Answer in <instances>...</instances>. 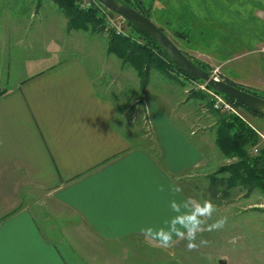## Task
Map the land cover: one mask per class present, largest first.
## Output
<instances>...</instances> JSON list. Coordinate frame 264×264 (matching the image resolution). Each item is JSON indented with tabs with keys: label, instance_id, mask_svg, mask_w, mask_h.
I'll return each mask as SVG.
<instances>
[{
	"label": "crops",
	"instance_id": "0c3cea01",
	"mask_svg": "<svg viewBox=\"0 0 264 264\" xmlns=\"http://www.w3.org/2000/svg\"><path fill=\"white\" fill-rule=\"evenodd\" d=\"M65 26L69 55L0 89V264H89L53 237L50 207L91 232L92 264H134L130 257L147 256L138 240L161 248L142 230H169L176 216L191 214L203 204L200 187L206 192L208 176L229 159L215 130L198 132L186 79L156 70L143 98L152 149L136 143L119 125L121 100L97 89L96 79L115 71L105 60L117 64L108 39L98 37L106 46L96 52L89 42L67 41L78 31L67 33V19ZM117 67L133 75L121 59ZM174 239V246L186 240Z\"/></svg>",
	"mask_w": 264,
	"mask_h": 264
},
{
	"label": "rangeland",
	"instance_id": "374dc122",
	"mask_svg": "<svg viewBox=\"0 0 264 264\" xmlns=\"http://www.w3.org/2000/svg\"><path fill=\"white\" fill-rule=\"evenodd\" d=\"M131 1L142 3L151 19L158 26H163L175 44L192 59L206 65L207 71L264 98V0ZM83 2L86 4H82ZM94 3L96 1L89 3L88 0H80L78 8L88 10L98 7L105 17L104 32L94 34L90 31L84 33V30H72L70 33L78 32L73 37H68L67 41H76L80 45L89 42L96 52H100L101 48L104 51L106 46L102 45L103 38L108 39L109 33L114 31L143 43V39L124 17L102 10ZM65 21L62 10L53 0H0V89L12 86L45 64L50 65L69 55L71 46L63 39ZM43 39L47 42H43ZM110 57L117 61V64L120 62L116 55ZM95 58L99 66L102 61L100 54ZM87 64L96 78V70L90 63ZM117 64L112 60H105V65L115 71L113 73L110 68V77L106 74L97 78V89L112 99L121 100L119 125L121 124V128L127 131L136 143L147 142L148 149H152L150 127L146 124V109L142 110L144 96L139 94L141 91L137 87L138 76L134 69H131L132 76L120 74ZM186 81L187 100L192 99V103L196 105L195 114L198 120L195 124L199 128L198 132L215 130L218 115L216 111L237 115L257 133L258 142L248 148L250 155H257L264 147V118L237 106L236 111L232 112L217 110L213 105L214 111L210 105V101L213 102V94L208 90H201L206 95L204 98L194 95L193 91H200L195 89L196 84L200 82L192 79ZM256 148L258 152H255ZM237 162L238 158L225 161L208 176L206 192L201 191L202 187L197 189L199 194L202 192L204 201H211L216 211L210 219L207 218L206 227L197 232L196 249L189 250L187 240L168 249H156L151 246L146 249L138 240L137 244L141 246L142 251L139 253L147 256L136 259L130 257L129 263L264 264V190L256 186H232L223 179V176L230 172L227 169L228 171L223 173L220 169L225 165V168H230ZM216 180L218 182H215ZM32 204L33 201L30 200L29 207H32ZM45 214L47 228L54 234L53 237L60 243L71 245L75 251L78 250L87 257L86 262L92 264V249L94 252H97V249L93 248L91 232L83 228L79 219L58 213V210L54 211L52 207L47 208ZM222 217H227L224 227L209 231V225ZM233 237L238 238L235 244L229 242ZM201 240L208 241V244L201 245ZM131 251L133 249L126 254H135Z\"/></svg>",
	"mask_w": 264,
	"mask_h": 264
},
{
	"label": "trees",
	"instance_id": "16d2710c",
	"mask_svg": "<svg viewBox=\"0 0 264 264\" xmlns=\"http://www.w3.org/2000/svg\"><path fill=\"white\" fill-rule=\"evenodd\" d=\"M53 1L60 7L67 19V33H70L72 30L90 31L94 34L104 32L105 17L100 13L101 11L98 7H92L88 10H80L78 8L80 0ZM119 1L151 18L144 10L142 3H135L131 0ZM127 22L140 35L143 39V43H138L132 37L122 36L114 31H111L108 35L107 51L108 53L114 54L121 59L122 64H130L134 68L139 78V88L141 91L140 95L142 97L144 96L150 83L153 70L173 76L179 80H196L187 75L151 36L131 22ZM160 28L165 31L163 27ZM183 52L192 59L186 51L183 50ZM192 60L204 70H208L206 65L194 59ZM224 80L242 88L234 82L227 79ZM196 81L203 83V81L200 80ZM210 89L223 95L228 101L234 103V105L238 108H244L254 115L264 118L233 98H230L213 88ZM242 89L258 95L254 91L245 88ZM193 92L194 95H198L201 98L206 96L204 91L201 90ZM210 105L213 109V102L210 101ZM142 110H145L144 105H142ZM216 114L218 115L217 122L215 123V141L220 152L227 159H239V162L232 164L230 168H225V165L220 169L223 173L227 172V169H229L230 172V174H224L225 176H223V179H226L232 186H256L264 190V147L260 149V152L257 155L252 156L248 152V148L258 142L259 138L257 133L248 123L244 122V120L239 118L237 115H226L218 111H216ZM214 179L215 177L213 180ZM215 182L218 181L216 180Z\"/></svg>",
	"mask_w": 264,
	"mask_h": 264
},
{
	"label": "water",
	"instance_id": "95a60500",
	"mask_svg": "<svg viewBox=\"0 0 264 264\" xmlns=\"http://www.w3.org/2000/svg\"><path fill=\"white\" fill-rule=\"evenodd\" d=\"M97 1L111 13L124 17L127 21L136 25L151 36L187 75L193 79L203 81L208 88H213L214 90L233 98L251 111L264 117L263 97L220 79L218 75L198 66L151 18L119 0Z\"/></svg>",
	"mask_w": 264,
	"mask_h": 264
},
{
	"label": "clouds",
	"instance_id": "9594fccd",
	"mask_svg": "<svg viewBox=\"0 0 264 264\" xmlns=\"http://www.w3.org/2000/svg\"><path fill=\"white\" fill-rule=\"evenodd\" d=\"M177 191L181 189L176 187ZM178 211L179 209L176 208ZM216 211L215 206L211 201H204L203 204L197 203L195 210L191 214L178 215L171 221V227L169 230L161 228L157 231H153L151 228L143 229L142 232L146 239L155 242V246L168 249L175 243V238L188 241L187 248L194 250L198 247L195 243L197 232L202 231V225L204 224L203 218H211L213 212ZM227 222V217H222L216 222L209 225L208 230H219L224 227ZM237 237H233L229 242L235 244ZM201 245H207L208 241L201 240Z\"/></svg>",
	"mask_w": 264,
	"mask_h": 264
},
{
	"label": "built area",
	"instance_id": "2783aa9c",
	"mask_svg": "<svg viewBox=\"0 0 264 264\" xmlns=\"http://www.w3.org/2000/svg\"><path fill=\"white\" fill-rule=\"evenodd\" d=\"M89 3H91V1H96V5H98L100 8H102V10H107L106 8H104L97 0H88ZM82 4H86L85 2H83ZM89 5V4H88ZM93 5V4H92ZM90 6V5H89ZM108 11V10H107ZM110 12V11H108ZM114 14V13H113ZM122 17V16H121ZM264 51V49H263ZM216 74V73H215ZM217 75V74H216ZM197 87H195V89H200V90H208L209 92H211L213 94V105L217 110H223V111H232L235 112L236 111V107L234 105V103L228 101L223 95L211 90L210 88H208L204 83L200 84H196ZM258 132V131H257ZM259 133V132H258ZM263 136V135H262ZM258 152V149L256 148V151Z\"/></svg>",
	"mask_w": 264,
	"mask_h": 264
}]
</instances>
